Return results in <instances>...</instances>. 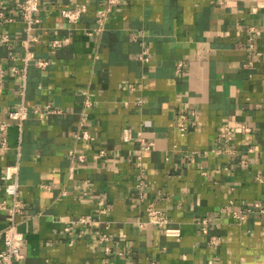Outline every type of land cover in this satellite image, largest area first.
<instances>
[{"label": "crops", "instance_id": "obj_1", "mask_svg": "<svg viewBox=\"0 0 264 264\" xmlns=\"http://www.w3.org/2000/svg\"><path fill=\"white\" fill-rule=\"evenodd\" d=\"M22 2L0 0L14 18L0 21L7 65L24 53ZM75 4L88 11L69 25L60 11ZM102 4L40 0L33 49L49 65L29 67L22 136L11 124L3 148L0 131V200L21 137L24 257L15 264H264V213L234 217L264 207V0H121L97 32ZM54 39L68 41L53 48ZM19 104L10 74L0 124ZM149 205L180 238L147 223ZM7 225L0 214V232Z\"/></svg>", "mask_w": 264, "mask_h": 264}, {"label": "built area", "instance_id": "obj_2", "mask_svg": "<svg viewBox=\"0 0 264 264\" xmlns=\"http://www.w3.org/2000/svg\"><path fill=\"white\" fill-rule=\"evenodd\" d=\"M121 3V0H103V8L100 13V17L98 19V26L96 28L97 32H101L104 29L105 22L109 15L113 12L114 7ZM88 11L87 4H75L69 8L62 9L61 15L65 19V21L69 25H75L78 23L84 15ZM19 16L21 21L24 24V35L21 38L20 44L24 49V53L18 57L16 55H12L10 60L11 62L7 65L0 61V86L5 83V79L10 74L15 78L17 83V94L20 98V104L11 110H7V115L9 121L2 122L0 124V131L3 134V142L2 147L7 148L8 146V128L11 124H14L18 127L20 131V136H22L25 122L29 119L31 113L30 107L27 103V87H28V75H29V67L32 64H36L40 69L45 70L49 62L43 60L41 58H37V55L33 49L35 43L38 42V36L36 30L39 29L41 23L40 17V0H23L19 8ZM13 17L7 15L6 11H0V21L1 22H12ZM10 37L8 35H4L2 37V41L7 43L10 42ZM68 40H59L54 39L51 42L53 48H58L63 42ZM145 61H148L149 57L143 58ZM20 60L22 65H17V61ZM251 64V63H250ZM185 64H180L179 67H184ZM83 94L86 96L85 105L91 106L92 101L90 99V94L88 91H84ZM142 101L139 102L141 104ZM47 110L60 113V110H51L49 106L46 108ZM34 113H40L39 110H36ZM42 114V113H40ZM181 122L178 126L179 131L182 134H185L188 130V125L186 123V116L182 115L180 118ZM233 131L232 128H222L221 135L225 138ZM89 138V135L83 132V135H77V138ZM124 140H130V132L129 129L126 128L124 130ZM139 140L143 143V146L146 150L151 148L152 144H146L142 137ZM105 152L102 151V154ZM70 155L79 159V161L84 162L85 158L83 155H76L74 151L70 152ZM16 162L12 165L6 167L4 173V192L5 198L0 200V214H5L8 218V225L7 227L0 232V238L3 240L4 248L0 252V264H15L23 259V254L21 252V248L23 242L19 237V225L20 219L24 217L26 204L21 199L20 195V184H19V168L21 164V137H20V145L16 149ZM140 161V155L137 157ZM138 165L141 166L140 162ZM141 169V167H139ZM142 170V169H141ZM141 170L140 173H141ZM142 175V173H141ZM139 187L144 189L145 184L143 181L140 182ZM146 194L143 191L139 193V199L145 200ZM259 210L260 212L264 213V207L260 206V204H255L253 208H248L246 210L235 211L234 217L240 220H244L249 213H253L255 210ZM146 213L148 216L147 223L156 224L165 229V235L169 237L180 238L181 231L179 229H170L167 227L168 220L162 214V212L152 205H149L146 209ZM203 224L204 233H207V220H203L201 222ZM140 227L144 226V223H139ZM106 242H108L107 236L103 238ZM215 243V242H214ZM106 251L108 253L112 252L110 246H106Z\"/></svg>", "mask_w": 264, "mask_h": 264}]
</instances>
